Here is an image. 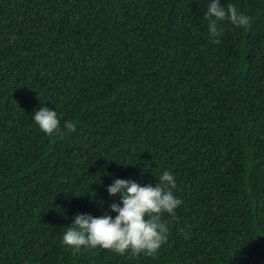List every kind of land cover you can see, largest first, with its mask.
<instances>
[{
    "label": "trees",
    "instance_id": "trees-1",
    "mask_svg": "<svg viewBox=\"0 0 264 264\" xmlns=\"http://www.w3.org/2000/svg\"><path fill=\"white\" fill-rule=\"evenodd\" d=\"M210 3L0 0V264H264V0H221L252 24L218 44ZM43 106L75 132L42 133ZM164 171L182 204L155 256L62 243L116 215L115 179Z\"/></svg>",
    "mask_w": 264,
    "mask_h": 264
},
{
    "label": "clouds",
    "instance_id": "clouds-1",
    "mask_svg": "<svg viewBox=\"0 0 264 264\" xmlns=\"http://www.w3.org/2000/svg\"><path fill=\"white\" fill-rule=\"evenodd\" d=\"M204 19L208 22L211 42L215 44L220 43L219 37L224 34L223 22L246 31L252 24V19L236 5L229 3L225 7L221 0H211ZM32 119L49 137L63 138L77 127L76 122L65 121L61 128L57 112L45 106L36 110ZM176 187V178L169 171L158 177L155 186L115 179L106 191L109 196L119 195V203L110 205V211L116 215L77 214L66 226L62 243L72 249L73 255L79 254L81 249L100 248L119 256L130 253L132 258L153 257L168 242L170 223L178 220L176 209L182 200L174 194Z\"/></svg>",
    "mask_w": 264,
    "mask_h": 264
}]
</instances>
